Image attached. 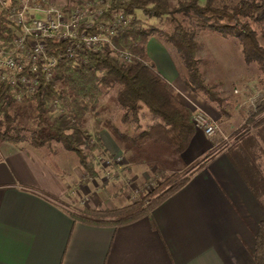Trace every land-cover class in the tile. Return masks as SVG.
<instances>
[{
    "label": "crops",
    "instance_id": "crops-1",
    "mask_svg": "<svg viewBox=\"0 0 264 264\" xmlns=\"http://www.w3.org/2000/svg\"><path fill=\"white\" fill-rule=\"evenodd\" d=\"M173 48L155 34L145 44L177 100L234 135L231 145L212 153L209 140L194 129L181 163L171 159L174 169L164 171L179 172L211 152L204 164L146 216L100 226L68 214L81 196L94 193L79 183L76 156L0 140V264H254L253 234L264 219V120L255 122L264 112L250 120L248 110L264 100V75L243 60L257 74L211 80L200 73L213 93L208 98L184 84ZM98 136L105 147L111 136L105 129ZM101 200L92 194L86 207H101Z\"/></svg>",
    "mask_w": 264,
    "mask_h": 264
},
{
    "label": "trees",
    "instance_id": "trees-1",
    "mask_svg": "<svg viewBox=\"0 0 264 264\" xmlns=\"http://www.w3.org/2000/svg\"><path fill=\"white\" fill-rule=\"evenodd\" d=\"M16 1L9 0V3L15 4ZM107 3L108 8L102 16L119 13L126 22L108 36L97 52L83 53L82 63H73L63 55L64 41H46L48 54L58 59L50 78L40 76L37 90L27 98L32 101L35 111L34 128L18 122L13 109L20 102L14 101L10 86L0 81V140L10 143L28 141L34 148L57 143L65 151L74 153L89 178L96 177L97 171L83 149L91 153L99 147L98 132L102 127L117 143L133 147L146 142L160 143L176 154L184 151L193 135L190 108L177 100L174 88L154 70L147 57L145 44L149 36L164 35L183 62L186 70L184 84L191 92L208 98H212L213 93L203 84L197 66L196 30L207 29L221 36L234 37L240 45L243 62L253 63L264 75V0L229 3L223 0H107ZM137 13L154 19L168 17L170 30L162 33L152 25H145ZM177 15L187 20L189 28L183 26ZM251 23L258 26L263 43L259 42ZM14 32L6 12L0 10V45L5 52L10 51ZM120 52H126L130 60L120 61ZM112 90L115 91L117 105L122 109L120 124L128 121L136 124L142 108L157 117V121L134 135L121 131L106 118L99 104L101 98ZM52 104L56 114L50 117L43 129L42 112ZM262 112L264 100L249 108L248 118L253 120ZM86 114L92 116L90 132L83 126ZM262 120L264 116L255 123ZM211 154L208 152L179 172L158 170L151 189L146 191L139 187L134 200L126 205L113 208L76 206L68 208V214L74 221L100 226H116L146 216L160 201L182 186ZM252 259L254 264H264V219L258 222L253 234Z\"/></svg>",
    "mask_w": 264,
    "mask_h": 264
},
{
    "label": "rangeland",
    "instance_id": "rangeland-1",
    "mask_svg": "<svg viewBox=\"0 0 264 264\" xmlns=\"http://www.w3.org/2000/svg\"><path fill=\"white\" fill-rule=\"evenodd\" d=\"M77 1L78 0H49V3L62 6L74 5L78 3ZM80 1L81 0H79V2ZM223 1L229 3L237 0ZM137 16L143 19L145 25H152L162 33L170 30L168 17L154 19L144 17L140 13H137ZM176 17L181 20L184 27L189 28V24L184 17L179 15ZM250 25L257 32L259 42L263 43L259 35L258 26L254 23H251ZM155 36L169 44L164 39V35L161 34L160 36L159 33V36L158 34H155ZM194 39L197 43L195 51V57L198 60L197 66L200 73L205 77H209V79L212 80L222 79L225 76L228 77V75L230 77H238L241 75L253 77V75L257 74L256 68L253 67L254 65H248L245 67L243 64L240 54V45L234 37L221 36L207 29H201L195 31ZM171 53L174 55L177 68H179V74L181 75L180 78L183 80V75L186 70L180 55L177 54L174 48ZM114 93L115 91L112 90L106 96L102 97L99 104L102 106L106 118L111 120L121 131L129 135H134L138 133L140 129H145L150 123L157 120V117L148 114L147 111L142 108L139 111L138 122L136 124L132 121L120 124L119 117L122 113V109L117 105ZM254 98L255 96L250 98L251 101L253 100L252 103H254ZM13 110L17 115L18 122L28 128L35 127L36 118L32 101L25 99L20 103H16ZM53 114H56V111H53L51 107H46L43 110L42 117L44 124L41 125L43 129H45V125L49 123L50 117L53 116ZM91 123L92 116L86 114L84 126L90 128ZM102 129L104 130L103 127ZM221 132L223 135L227 136L230 141L234 136L223 131ZM213 138L214 141L219 139L216 135ZM220 145H222V143H218L213 149H211V152L214 153L213 151H216L215 149ZM47 146L54 148L55 150L61 148L63 152H66L70 156H75L74 153L62 149L57 143L50 142ZM83 152L87 154L88 160L93 162L92 164L97 171V175L92 179L89 178L80 166L82 173L80 174L79 183L86 182L88 184L87 188L93 187L94 193L89 191L87 194L81 196L80 198L84 199V204H79L78 206H90V198L92 194L102 199L101 207L113 208L126 205L134 200L139 187H144L146 191L151 189L152 180L156 176L158 170L164 171V169H167L168 167L174 169L172 168L173 165L171 164V159H174L177 163H181L182 161L180 154L172 152L160 143L146 142L139 147H133L129 144L117 143L112 137H109V139L107 137L105 147H102L100 144L99 147L92 150L91 153H86L85 149H83ZM111 154L121 155V160L110 165L104 164L102 158Z\"/></svg>",
    "mask_w": 264,
    "mask_h": 264
},
{
    "label": "built area",
    "instance_id": "built-area-1",
    "mask_svg": "<svg viewBox=\"0 0 264 264\" xmlns=\"http://www.w3.org/2000/svg\"><path fill=\"white\" fill-rule=\"evenodd\" d=\"M108 8L107 0H81L74 5H54L49 0H0V10L7 14L15 32L10 40V51L5 52L0 45V81L7 83L12 90L15 102L29 98L39 84L40 76L47 79L57 57L48 54L46 41H64L63 55L73 63L84 61L83 53H95L107 38L126 18L119 13L103 17ZM120 61H129L126 52L118 54ZM54 110V105H51ZM195 130L200 131L214 148L218 143L231 145L218 124L198 109L191 113ZM219 137L214 141V136ZM218 135V136H217ZM121 160V155H107L102 158L110 165ZM84 204V199H79Z\"/></svg>",
    "mask_w": 264,
    "mask_h": 264
}]
</instances>
